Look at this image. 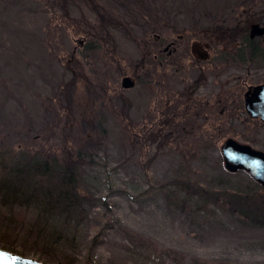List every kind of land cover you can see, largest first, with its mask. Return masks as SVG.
I'll return each instance as SVG.
<instances>
[{"label":"rangeland","instance_id":"374dc122","mask_svg":"<svg viewBox=\"0 0 264 264\" xmlns=\"http://www.w3.org/2000/svg\"><path fill=\"white\" fill-rule=\"evenodd\" d=\"M43 1L0 0V150L27 148L30 143L36 147L39 141H44L41 145L45 149L46 141L58 144L68 133L72 149L73 133L90 119L86 134L82 130L81 137L76 136L77 143L81 141L86 148L84 136L106 131V152L99 151L94 163L82 166L81 188L92 203L91 225L107 218L113 222L109 226L116 225L103 233L106 241L96 247L97 264L121 259L125 234L147 240L157 250H169L179 264H264V226L249 227L238 214L212 204L178 207L171 201L175 195L166 198L168 192L178 191L172 181L179 177L204 188L224 186L232 191L248 185L259 187L248 172L231 173L225 168L222 144L231 136L238 140L243 136L228 131L226 116L198 115L195 124L206 125L195 133L188 132V139L176 136L170 149L157 151L152 145L148 151L157 152L153 159L140 157V151H134L130 143V129L143 134L160 120L163 111L174 113L175 105L188 99L191 80L210 72L217 48L210 53L209 47L217 42L215 36H222L221 46L227 49L222 50L216 65V69L225 70L222 79L234 81L244 76V70L230 64V47L239 33L230 29L237 20V24L244 20L241 12L253 17L245 12L251 8L246 7L250 0H158L152 11V0H142L144 6L136 0H95L108 18L121 19L129 28L121 31L110 26L115 47H92L84 53L86 57L81 55L85 35H74L72 29L60 35L50 23L52 13ZM124 3L134 7L128 9ZM70 7L71 16L79 20L80 10ZM82 9L91 24L97 23L91 9ZM57 12L65 16L63 11ZM53 36L62 41L61 51L55 49L59 58L50 54ZM156 36H160L159 42ZM168 40L177 42V51L169 58L159 53V60L165 61L160 66L154 55ZM70 53L76 59H70ZM209 53L214 56L208 57ZM126 77L134 82L133 87L122 86ZM204 86L200 98H195L203 100L218 89L211 77ZM101 198L108 204L95 207ZM90 220L88 228H92Z\"/></svg>","mask_w":264,"mask_h":264},{"label":"trees","instance_id":"16d2710c","mask_svg":"<svg viewBox=\"0 0 264 264\" xmlns=\"http://www.w3.org/2000/svg\"><path fill=\"white\" fill-rule=\"evenodd\" d=\"M156 1L158 0L149 2L151 11ZM43 3L44 7H47L52 13L50 23H54L55 30L60 35H62V31L67 32L71 29L74 35L79 33L85 35L87 42L81 51V55L84 57L88 56L84 53L90 52L92 47L94 50L104 49L105 45L109 50L115 47L114 36L109 31L110 26L119 30L129 28L127 22L125 27L121 19L117 22L110 15L108 18L102 9V4L95 0H46ZM135 3L144 6L142 0H136ZM247 3L246 7L251 8H245V12H250V16L253 14V17L243 14L240 9L239 12H241L244 22L257 17L260 12L264 11V0H250ZM71 5L80 10L79 20L71 16ZM124 5L128 9L134 7L130 3H124ZM255 6L258 10L253 9ZM82 7L92 10V13L98 17V19L96 18L97 23L91 24L88 17L83 16L85 11ZM57 11H63L65 16H61ZM126 14L131 15V13ZM242 21L240 20V22ZM236 28L239 35L240 31L245 29L241 25ZM234 29L235 26L230 31ZM215 37L217 42H214L217 44L222 36ZM220 43L222 44L221 40ZM61 44L60 37L56 39L53 36L50 47L54 50L50 54L55 53V56L52 55L59 58ZM56 48L59 52L55 50ZM225 50L227 51V49ZM70 55V59H76V55L73 56L72 53ZM191 94L184 102L177 103L181 107L178 108L175 105L174 113L166 115L167 110L163 111L160 120L145 133L141 134L134 131L133 128L130 129L132 130L130 143L133 148L135 147L134 151H140L138 152L140 157L148 156L149 159L156 157L157 152L152 154L151 151H148L152 145L156 146L157 151H163L173 147L176 136L188 139L189 133L184 132L183 123L189 124L190 127L197 125L193 120L199 115V109L197 106L194 107ZM170 111L173 110L170 108ZM124 118L129 121L126 113ZM90 120H88L89 122L86 120V125L80 127L78 132L75 131V134L73 133L75 144H71L72 149L69 148L68 140L71 136L68 133L61 137L58 144L52 145L46 141L48 147L45 149H42L41 145V143L44 145V141H39L37 142L39 145L36 147H32V143H30L27 144V148L20 146L14 151L11 149L0 150L1 248L38 258L45 264H60V261L65 264H97V259L94 256L96 247L103 245L106 241L103 239L106 236L103 233L105 231L108 233L116 225L109 226L113 222L112 219L107 222V218L104 223L97 221L92 226V220L88 219L92 203L86 191L81 188L82 166L86 163H94V155L99 151L106 152L105 130L97 136H84L87 132L86 126L90 127ZM190 120L193 121L191 124ZM82 130H85L82 136L87 143L86 148L80 144L81 141L77 143L75 140L76 136L81 135L79 131ZM152 161L148 160V163ZM188 163H192V160ZM172 183L178 188V191L168 192L166 198L171 199L170 194L175 195L171 201L178 207L193 208L212 204L224 212L238 214L239 218L243 219V222L249 227L264 226V188L261 186L253 189L248 185L232 191L224 186L217 187L218 189L215 187L204 188L197 182L181 177L173 180ZM100 201L102 202H99L95 207L108 204L106 198H101ZM89 220L92 228L87 226ZM120 250L121 259L111 264H179L178 257L173 256L169 250H157L147 240L136 238L132 234L123 236ZM192 264L206 263L193 261Z\"/></svg>","mask_w":264,"mask_h":264},{"label":"flooded vegetation","instance_id":"af4514ba","mask_svg":"<svg viewBox=\"0 0 264 264\" xmlns=\"http://www.w3.org/2000/svg\"><path fill=\"white\" fill-rule=\"evenodd\" d=\"M240 23L237 24L236 22L234 26L239 27L243 24V22ZM244 23H246V27L243 32L240 31V35L237 33V28L233 30L237 34L233 38L230 47L231 62L229 61L235 69L239 68L244 70V76L235 77L234 81L222 79L225 70L221 71L220 68L216 69V65L220 62L222 50H225V48H222L223 45L219 40L217 44L214 43L211 47L208 46L210 53L213 48H217L215 49L214 66L210 64V72L205 74V76L200 75L192 79L190 82L192 84H189V88L192 93L191 98L193 99L194 107H202L198 112L199 115L213 117L226 116L228 131L243 134V136H240L241 140L232 136L229 138L264 156V34L253 35L251 32L252 26L255 24L264 27V11L260 12L254 19L251 18ZM178 37V40L182 39V36ZM157 40L158 42L160 41V36H156ZM165 42L166 44L164 46L161 45L158 48L159 52L154 55L155 61L160 66L164 65L165 61L159 60V53L166 54V58H169L177 51L176 41L168 40ZM187 52L189 53V51ZM210 53L208 57L214 56V54L211 55ZM187 57H189L188 54ZM210 77L212 78L214 86L218 89L212 92L211 96L203 100L195 98L198 95L200 98V90L205 87L204 85ZM189 95L190 93H188L187 98ZM199 101L201 103L196 104ZM254 112H257L256 116ZM195 126L190 128L186 126L183 127V130L186 133L190 131L191 133H195L196 130L202 128V126ZM220 130L221 123L218 132ZM222 160H224L223 156Z\"/></svg>","mask_w":264,"mask_h":264},{"label":"water","instance_id":"95a60500","mask_svg":"<svg viewBox=\"0 0 264 264\" xmlns=\"http://www.w3.org/2000/svg\"><path fill=\"white\" fill-rule=\"evenodd\" d=\"M252 34H264V27L259 25L252 26ZM134 82L126 77L122 81V86L124 88L133 87ZM257 112H254L256 116ZM221 151L224 156V164L227 170L231 172L238 171L239 169H244L256 180L264 186V156L258 154L247 146L239 144L237 141L229 138L227 139L222 147ZM0 264H44L40 260L15 254L13 252L7 251L0 248Z\"/></svg>","mask_w":264,"mask_h":264}]
</instances>
